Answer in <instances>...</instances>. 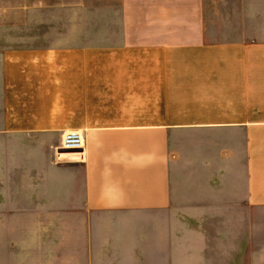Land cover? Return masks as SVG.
I'll return each mask as SVG.
<instances>
[{
	"label": "crops",
	"instance_id": "0c3cea01",
	"mask_svg": "<svg viewBox=\"0 0 264 264\" xmlns=\"http://www.w3.org/2000/svg\"><path fill=\"white\" fill-rule=\"evenodd\" d=\"M173 1L124 26L114 52L145 55L112 62L118 81L143 82L132 116L93 119L103 110L94 111L92 84L107 60L91 66L87 50L37 83L63 80L67 120L51 101L21 128L7 113L1 120L0 264H264V41L248 38L245 18L204 24L197 8ZM70 131L84 139L81 160L57 157ZM13 135L44 140L23 146L19 177ZM184 209L219 226L185 232L191 257L176 263L180 244L166 237L182 234ZM214 251L218 262L206 258Z\"/></svg>",
	"mask_w": 264,
	"mask_h": 264
},
{
	"label": "rangeland",
	"instance_id": "374dc122",
	"mask_svg": "<svg viewBox=\"0 0 264 264\" xmlns=\"http://www.w3.org/2000/svg\"><path fill=\"white\" fill-rule=\"evenodd\" d=\"M162 1L164 0H0V129H5L1 120H4L6 113L10 118L9 122L13 125L12 128H21L22 117L35 118L39 112L37 110L43 111L50 105L48 104L50 101L56 113L64 118L62 120H67L68 92L66 86L62 85L63 80L58 82L61 84H53L50 87L39 86L37 83L42 78H50L52 72L63 75L65 63L68 60L83 59L82 52L87 50L91 66L94 61L107 60V76L100 79V84H92L94 111L103 110L102 116L94 115L93 119L104 117L110 122H116L119 118L132 116L127 114V106L137 104L139 100L146 98V96L132 97V94L137 93L138 90L140 94L145 95L144 89L137 86L143 82H134L135 86L132 87L130 83L118 81L116 73L121 66L114 68L112 62L114 58L120 56L144 58L145 55L143 52L140 54L133 52L132 56L128 53L123 55L114 52L125 43L123 27L132 24L141 25L143 14L157 8ZM180 2L187 8L190 6L193 9L197 8L200 21L204 24L214 19L245 18L248 38L256 37L264 41V0H181ZM56 67L59 69L55 70ZM91 71H96V68H91ZM135 72H145L144 65H137ZM42 75L44 77H41ZM27 78H35V85L29 86ZM61 137L62 134L60 139ZM8 141L15 149L19 177L24 165L23 146L26 143L38 146L44 140L37 136L22 138L13 135L8 137ZM53 143H56V140ZM32 153L39 158L42 152ZM61 159L72 160L62 157ZM17 186L20 204L24 200L25 190L22 188L23 185ZM188 214L186 209L179 212L181 219L190 216L189 220L186 218L187 221L180 224L182 234L177 239H171V235L166 237L167 242L175 241L180 244L176 263L181 262L180 258L191 257L186 246L189 240L185 232L193 230L196 225L200 228L202 223L211 229H217L219 226L218 219L204 223L195 221V217ZM149 217L156 216L153 214ZM153 230L154 227L152 229L149 227L148 231ZM207 257L218 262L221 260V253L214 251L208 253Z\"/></svg>",
	"mask_w": 264,
	"mask_h": 264
},
{
	"label": "built area",
	"instance_id": "2783aa9c",
	"mask_svg": "<svg viewBox=\"0 0 264 264\" xmlns=\"http://www.w3.org/2000/svg\"><path fill=\"white\" fill-rule=\"evenodd\" d=\"M60 140L61 143L58 149H63L66 152L74 151L82 154L84 148V139L82 138L81 133L77 131L65 132L62 134ZM57 154L59 156L60 153L57 152Z\"/></svg>",
	"mask_w": 264,
	"mask_h": 264
},
{
	"label": "bare ground",
	"instance_id": "6f19581e",
	"mask_svg": "<svg viewBox=\"0 0 264 264\" xmlns=\"http://www.w3.org/2000/svg\"><path fill=\"white\" fill-rule=\"evenodd\" d=\"M59 155H60V157H62L64 159H69V160H71V158H78L80 160L83 158V155L81 153L79 154V153L74 152V151H71V152H61Z\"/></svg>",
	"mask_w": 264,
	"mask_h": 264
},
{
	"label": "water",
	"instance_id": "95a60500",
	"mask_svg": "<svg viewBox=\"0 0 264 264\" xmlns=\"http://www.w3.org/2000/svg\"><path fill=\"white\" fill-rule=\"evenodd\" d=\"M57 152H58V153H61V152H66V151H64L63 149H58Z\"/></svg>",
	"mask_w": 264,
	"mask_h": 264
}]
</instances>
